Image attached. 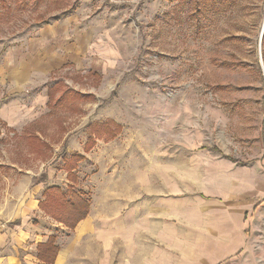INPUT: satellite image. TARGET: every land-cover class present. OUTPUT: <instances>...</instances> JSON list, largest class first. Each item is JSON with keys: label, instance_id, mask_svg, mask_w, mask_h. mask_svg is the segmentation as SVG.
Listing matches in <instances>:
<instances>
[{"label": "rangeland", "instance_id": "obj_1", "mask_svg": "<svg viewBox=\"0 0 264 264\" xmlns=\"http://www.w3.org/2000/svg\"><path fill=\"white\" fill-rule=\"evenodd\" d=\"M263 36L264 0H0V210L31 175L66 185L73 153L74 190L101 212L142 169L169 166L190 194L201 158L262 155Z\"/></svg>", "mask_w": 264, "mask_h": 264}, {"label": "crops", "instance_id": "obj_2", "mask_svg": "<svg viewBox=\"0 0 264 264\" xmlns=\"http://www.w3.org/2000/svg\"><path fill=\"white\" fill-rule=\"evenodd\" d=\"M263 154L201 158L207 181L190 194L174 191L165 179L169 166L142 169L135 173L134 192L121 189L119 198L110 193L102 212L88 197L89 212L74 229L52 217L45 202L50 187L66 192L77 186L68 172L66 185L49 182L37 189L31 175L14 209L0 210V264H264ZM160 177L167 182L162 189ZM60 225L61 233L53 229ZM52 237L57 250L49 260ZM88 241L100 246L93 258L89 251L87 262L80 248Z\"/></svg>", "mask_w": 264, "mask_h": 264}, {"label": "trees", "instance_id": "obj_3", "mask_svg": "<svg viewBox=\"0 0 264 264\" xmlns=\"http://www.w3.org/2000/svg\"><path fill=\"white\" fill-rule=\"evenodd\" d=\"M52 92L53 90L50 89L48 93L50 97ZM79 96L84 97L82 95ZM59 100H61V98ZM58 103L60 102L58 101ZM108 123L110 122L107 121L101 124L103 125ZM97 132H99V130ZM32 139L35 140V142H33ZM32 139L30 140L31 147H37V145H39V141L36 137H33ZM94 143L95 141L90 137L86 144V148L90 150ZM43 147H46V144L44 142ZM36 151H39V149H37ZM40 151L44 153V148H42V150ZM67 158L68 157H66L65 155L64 168L68 171L69 178L74 177V170L78 167V162L80 160L85 159V156L82 154H73L71 155V157H69L68 159ZM46 194L47 196L45 202L47 203V212L56 220L63 222L71 229H74L77 223L81 219L85 218L89 212L90 201L82 197L79 193H77L74 190V186H69L66 192H64L60 187H50L47 190ZM54 242L55 237H52L46 245V251L49 253V260L53 259V256L55 255L57 250V247L54 245Z\"/></svg>", "mask_w": 264, "mask_h": 264}]
</instances>
